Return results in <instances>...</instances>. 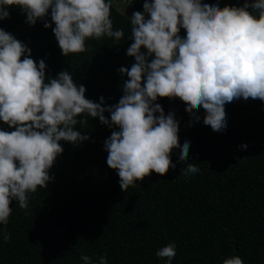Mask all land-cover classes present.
I'll return each instance as SVG.
<instances>
[{
    "label": "trees",
    "instance_id": "trees-1",
    "mask_svg": "<svg viewBox=\"0 0 264 264\" xmlns=\"http://www.w3.org/2000/svg\"><path fill=\"white\" fill-rule=\"evenodd\" d=\"M110 2L113 30L123 29L125 37L118 42L88 39L90 50L68 57L52 28L44 27L45 22L55 27L51 9L33 26L12 6L0 29L30 48L37 64L45 61L46 82L67 70L75 84L86 88L87 99L100 103L104 97L105 106H111L123 96L128 79L119 69H130L135 58L127 55L133 42L130 17ZM203 2L223 8L242 7L245 0ZM143 4L132 7L143 10ZM180 35L185 37L186 30ZM157 102L165 114L175 112L181 148L186 140L191 142L187 159L181 161V148L174 149L175 168L163 176L153 172L124 192L104 147L119 129L88 117V124H78L76 130L90 139L78 145L60 142L64 151L49 171L52 179L46 188L28 194L27 212L12 201L9 222L0 225L11 235L10 242L0 236V264H83L82 255L98 264L105 254L108 264H167V258L155 253L172 242L176 256L171 264H223L233 256L244 264H264V101L240 98L227 103L223 132L203 124L202 107L196 122L178 98ZM105 116L110 120V113ZM0 130L15 129L0 121ZM191 163L199 171L181 176Z\"/></svg>",
    "mask_w": 264,
    "mask_h": 264
},
{
    "label": "clouds",
    "instance_id": "clouds-1",
    "mask_svg": "<svg viewBox=\"0 0 264 264\" xmlns=\"http://www.w3.org/2000/svg\"><path fill=\"white\" fill-rule=\"evenodd\" d=\"M12 6L33 26L51 9L55 27L48 22L44 27L52 28L66 57L90 50L88 39L118 42L125 37L123 29L113 30L110 0H0V20L10 17ZM143 8L130 17L133 42L127 55L135 63L119 69L128 79L123 96L111 106H105L104 97L100 103L87 99L86 88L75 84L67 70L46 82L45 61L37 64L30 48L0 29V121L15 129L0 130V225L8 224L13 200L27 212L28 194L47 187L49 171L64 151L61 141L78 145L90 139L76 130L78 124H88V117L119 129L104 147L108 166L117 171L121 190L127 192L153 172L163 176L176 167L171 154L181 148L180 125L175 112L165 114L158 98H178L196 122L202 107L203 124L214 132L227 128V103L240 98L264 101V0L223 8L203 0H145ZM190 143L184 142L181 161L187 159ZM198 171L191 163L181 176ZM0 236L11 241L6 227ZM155 255L171 264L175 242ZM81 260L95 264L88 255ZM98 264H108L106 254ZM223 264L244 260L233 256Z\"/></svg>",
    "mask_w": 264,
    "mask_h": 264
},
{
    "label": "rangeland",
    "instance_id": "rangeland-1",
    "mask_svg": "<svg viewBox=\"0 0 264 264\" xmlns=\"http://www.w3.org/2000/svg\"><path fill=\"white\" fill-rule=\"evenodd\" d=\"M113 5L120 10L121 12H123L124 14L128 15V17H131L132 14L136 11H140L143 12V10H135L133 9L132 5L134 3H144L145 0H112Z\"/></svg>",
    "mask_w": 264,
    "mask_h": 264
}]
</instances>
